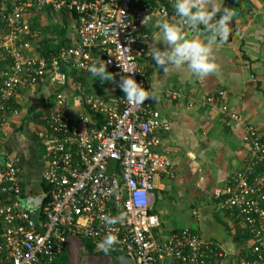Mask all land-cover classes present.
I'll list each match as a JSON object with an SVG mask.
<instances>
[{"label": "built area", "instance_id": "2783aa9c", "mask_svg": "<svg viewBox=\"0 0 264 264\" xmlns=\"http://www.w3.org/2000/svg\"><path fill=\"white\" fill-rule=\"evenodd\" d=\"M174 0H0V130L20 112V91L40 82L59 85L51 109L42 112L40 138L47 159L40 171L42 205L31 215L24 195L22 162L5 156L0 164V264H52L69 242L89 240L96 246L108 235V246L129 255L135 264H264V132L241 121L247 155L228 183L213 191L218 210L242 226L252 244L250 257L228 259V253L200 234L182 227L162 236L154 204V179L172 175L169 158L154 150L170 129L152 107L128 100L118 87L131 75L146 90L150 77L139 65L148 38L139 33L152 15L174 16ZM49 9L75 15L76 40L55 53H38L28 14ZM118 90L113 101L80 90L73 110L63 86L64 67L88 72L100 61ZM133 71L124 73L123 70ZM166 97L177 99L174 90ZM201 97L202 104L223 95ZM221 111L238 120L225 104ZM42 210V215L37 218ZM195 214V213H193Z\"/></svg>", "mask_w": 264, "mask_h": 264}, {"label": "crops", "instance_id": "0c3cea01", "mask_svg": "<svg viewBox=\"0 0 264 264\" xmlns=\"http://www.w3.org/2000/svg\"><path fill=\"white\" fill-rule=\"evenodd\" d=\"M145 1L153 4L158 0ZM224 1L201 0V3L211 13L220 10ZM163 20L152 15L139 30L148 35L138 63L150 77L147 89L155 95L152 107L170 123L169 131L160 134L161 144L154 150L169 158L172 175L161 172L155 177L150 212L157 215L162 236L190 227L204 241L213 242L228 253V259H238L241 243L237 236L243 235L242 226L216 208L212 193L225 186L244 166L248 149L240 120L264 132V0H248L236 7L223 37L217 38L210 52L216 71L198 81L193 80L186 67L164 71L150 56L152 37L158 35L156 25ZM28 21L31 30L37 33L32 41L38 53H55L60 46L77 38L74 14L44 9L28 14ZM185 35L191 39L195 33L186 29ZM207 35L200 39L204 41ZM63 69L68 76L63 88L73 110H80L76 105L80 90L108 101L117 98L118 90L110 81L94 79L89 72L68 66ZM59 87L40 82L30 91H20V112L10 116L0 130V155L17 156L23 164L24 195L37 197L43 191L40 171L47 159V146L39 135L40 116L51 109L54 92ZM167 89L176 91L178 98L166 97ZM216 90L224 94L209 104L199 101ZM223 104L239 119L224 114ZM203 227L208 230L206 234L201 232ZM219 230L224 231L225 237L215 234ZM225 239H230L229 248ZM69 244L74 245L73 239Z\"/></svg>", "mask_w": 264, "mask_h": 264}, {"label": "clouds", "instance_id": "9594fccd", "mask_svg": "<svg viewBox=\"0 0 264 264\" xmlns=\"http://www.w3.org/2000/svg\"><path fill=\"white\" fill-rule=\"evenodd\" d=\"M173 8L174 18L159 21L156 25L158 35L152 37L150 56L156 66L164 71L186 67L193 80H203L216 71L217 66L211 61L210 52L217 38L223 37L230 14L225 11L217 20L215 17L219 10L211 13L206 11L201 0H174ZM186 29L194 31L195 35L191 39L185 35ZM205 33L209 35L202 41L200 36ZM158 44L164 45L163 49L158 47ZM87 70L94 79H113L102 60L98 64L90 65ZM122 72L130 74L133 71L125 69ZM118 87L134 104L142 105L147 99H155L154 93L137 83L131 75L121 76ZM115 240V236L108 235L98 246L107 251L108 246Z\"/></svg>", "mask_w": 264, "mask_h": 264}, {"label": "rangeland", "instance_id": "374dc122", "mask_svg": "<svg viewBox=\"0 0 264 264\" xmlns=\"http://www.w3.org/2000/svg\"><path fill=\"white\" fill-rule=\"evenodd\" d=\"M139 62V61H138ZM74 108H76V105L74 103ZM222 228V227H221ZM206 228H202L201 232L203 234H206V232H208V230L206 231ZM200 232V233H201ZM216 232L215 234L221 237H225V233L222 230L219 231H214ZM201 233V234H202ZM227 240V247L229 248V245H231L230 239H225ZM74 241V245H72V247L67 248V252H66V259H67V264H114L113 258L111 255H106V254H102L101 252V248L99 246H96L93 252H87L86 249L84 248L82 241L81 240H73ZM249 240H244L241 243V246L239 247H246L247 245H249Z\"/></svg>", "mask_w": 264, "mask_h": 264}, {"label": "trees", "instance_id": "16d2710c", "mask_svg": "<svg viewBox=\"0 0 264 264\" xmlns=\"http://www.w3.org/2000/svg\"><path fill=\"white\" fill-rule=\"evenodd\" d=\"M246 1H248V0H236V1L225 0L224 3L221 6L219 12L217 13V16L215 17V19L218 20L220 18V15H222L225 11H227L230 14V16H231L233 14V12L236 10V7L239 4H244ZM42 54H45V53H42ZM43 189H44V187H43ZM213 201H214V205L217 208V201H215V199H213ZM224 214H225V212H224ZM41 215H42V210L39 212V215L37 216V218H40ZM228 219L230 220L229 217H228ZM242 233H243V235L241 234V235L237 236V241L240 242V243H242L244 240H249L250 239L249 235L245 231H243ZM82 244H83V246H84V248L86 249L87 252L91 253L95 249V245L93 243H91L89 240L83 239L82 240ZM251 248H252V244L251 243H249V245H247L246 247H240L238 249V252H237L238 253V259H240V258H244L245 259V258L250 257ZM111 251H114V249L108 247L107 251L101 249L100 253L106 254V255H111ZM65 254H66L65 251H63L60 255H58L56 257V259L54 260V262L52 264H67V259H66V255ZM113 261H114V264H118L114 259H113ZM209 264H213V262H210Z\"/></svg>", "mask_w": 264, "mask_h": 264}, {"label": "water", "instance_id": "95a60500", "mask_svg": "<svg viewBox=\"0 0 264 264\" xmlns=\"http://www.w3.org/2000/svg\"><path fill=\"white\" fill-rule=\"evenodd\" d=\"M4 160L5 156L0 155V164ZM42 200V197L26 198L22 200V206H24V208L28 210L31 215H34L38 212V209L41 207ZM111 256L118 264H135L132 258L127 254L120 253L118 251H111Z\"/></svg>", "mask_w": 264, "mask_h": 264}, {"label": "bare ground", "instance_id": "6f19581e", "mask_svg": "<svg viewBox=\"0 0 264 264\" xmlns=\"http://www.w3.org/2000/svg\"><path fill=\"white\" fill-rule=\"evenodd\" d=\"M114 251H116V250L114 249Z\"/></svg>", "mask_w": 264, "mask_h": 264}]
</instances>
